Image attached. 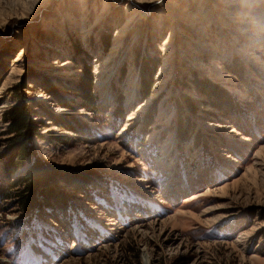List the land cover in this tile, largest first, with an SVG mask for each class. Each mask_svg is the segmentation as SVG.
<instances>
[{
  "label": "rangeland",
  "instance_id": "rangeland-1",
  "mask_svg": "<svg viewBox=\"0 0 264 264\" xmlns=\"http://www.w3.org/2000/svg\"><path fill=\"white\" fill-rule=\"evenodd\" d=\"M0 69V264H264V0H0ZM19 97L66 206L5 194Z\"/></svg>",
  "mask_w": 264,
  "mask_h": 264
},
{
  "label": "trees",
  "instance_id": "trees-1",
  "mask_svg": "<svg viewBox=\"0 0 264 264\" xmlns=\"http://www.w3.org/2000/svg\"><path fill=\"white\" fill-rule=\"evenodd\" d=\"M83 73L85 74L84 78L86 79L85 82L80 85L79 95L82 98L86 109L94 112L95 107L94 98L91 94L92 81L89 67L84 66ZM5 74L6 71L0 69V84ZM195 83L199 90H202L203 92L209 91L212 95L219 98L218 100L220 102L218 101L217 103L216 101V103H213L215 106L222 109L223 107L233 104V100L229 98L227 92L212 84L209 80L202 79ZM18 86L20 89L24 85ZM27 101V98L19 97L14 106L6 110L4 116L6 122L5 132L9 135L8 140H10L4 153L9 159V166L7 169L8 179L11 176V173H14V171L24 163L27 157H32L30 166L23 172L21 178L16 177L12 180H8L5 194H8L13 187L21 184L22 189L18 192V199L21 207H23L26 213L30 215L39 209L43 201H52L56 204L55 206H64L67 203V199L64 196L66 195V192L61 190L60 182H64L65 185H76L81 187L83 181L80 177H77V175H74L75 178H73L76 180L71 181V171L69 172L63 167L54 166L39 159L31 141L32 136L37 135V131L34 127V122L30 120V107L27 104ZM60 137L61 136L55 135L56 139ZM57 177L59 179H57ZM60 193H64V195Z\"/></svg>",
  "mask_w": 264,
  "mask_h": 264
}]
</instances>
